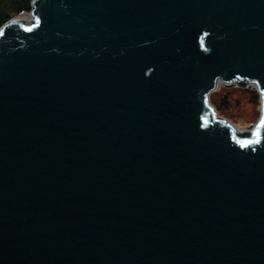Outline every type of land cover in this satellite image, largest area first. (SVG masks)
Masks as SVG:
<instances>
[{
	"label": "water",
	"instance_id": "95a60500",
	"mask_svg": "<svg viewBox=\"0 0 264 264\" xmlns=\"http://www.w3.org/2000/svg\"><path fill=\"white\" fill-rule=\"evenodd\" d=\"M31 7L0 28V264H264V0Z\"/></svg>",
	"mask_w": 264,
	"mask_h": 264
},
{
	"label": "rangeland",
	"instance_id": "374dc122",
	"mask_svg": "<svg viewBox=\"0 0 264 264\" xmlns=\"http://www.w3.org/2000/svg\"><path fill=\"white\" fill-rule=\"evenodd\" d=\"M32 18L30 15H20L18 20L32 23ZM225 84L219 83L216 90L212 92L211 103L217 109L218 114L237 125L240 132H243L245 128L250 129L261 116L259 91L254 87V84L249 87L226 86ZM224 101L227 105L224 104Z\"/></svg>",
	"mask_w": 264,
	"mask_h": 264
},
{
	"label": "trees",
	"instance_id": "16d2710c",
	"mask_svg": "<svg viewBox=\"0 0 264 264\" xmlns=\"http://www.w3.org/2000/svg\"><path fill=\"white\" fill-rule=\"evenodd\" d=\"M32 0H0V26L22 12L31 11ZM224 104L227 103L224 101ZM239 138H247L240 135Z\"/></svg>",
	"mask_w": 264,
	"mask_h": 264
},
{
	"label": "bare ground",
	"instance_id": "6f19581e",
	"mask_svg": "<svg viewBox=\"0 0 264 264\" xmlns=\"http://www.w3.org/2000/svg\"><path fill=\"white\" fill-rule=\"evenodd\" d=\"M16 17V19L18 20V18H20V15H17V16H15ZM33 21V20H32ZM28 24H31V23H28ZM252 85V84H251ZM254 87L256 88V86L254 85ZM258 90V89H257ZM238 128V127H237Z\"/></svg>",
	"mask_w": 264,
	"mask_h": 264
},
{
	"label": "built area",
	"instance_id": "2783aa9c",
	"mask_svg": "<svg viewBox=\"0 0 264 264\" xmlns=\"http://www.w3.org/2000/svg\"><path fill=\"white\" fill-rule=\"evenodd\" d=\"M31 16V15H30ZM33 19V18H32Z\"/></svg>",
	"mask_w": 264,
	"mask_h": 264
}]
</instances>
